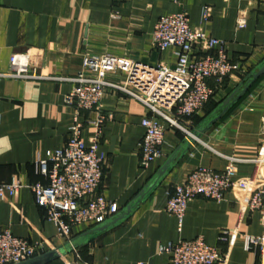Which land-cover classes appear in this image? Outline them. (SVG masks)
Returning <instances> with one entry per match:
<instances>
[{"label":"crops","instance_id":"obj_1","mask_svg":"<svg viewBox=\"0 0 264 264\" xmlns=\"http://www.w3.org/2000/svg\"><path fill=\"white\" fill-rule=\"evenodd\" d=\"M203 8L210 10L206 21L201 19ZM179 12L187 14L191 28L224 42L229 58L245 75L234 72L220 87L210 81L213 95L199 113L178 119L180 128L164 123L162 156L147 169L139 165L138 145L144 136L141 121L150 112L125 93L107 89L101 108L107 121L98 144L106 168L98 192L117 204L113 218L175 153L176 158L125 221L76 242L74 250L50 264H169L158 254L161 246L199 237L227 255L224 264H257L256 255L245 250L244 238L262 234L263 218L242 208V194L228 191L221 203L196 198L188 204L181 226L165 207L175 186L184 184L195 168L223 171L229 158L244 161L264 154V74L227 111L218 110L264 66V0H0V183H47L35 162L69 140L75 109L66 106L64 98L86 58L174 68L173 50L158 52L151 40L157 20ZM242 14L246 26L239 29L236 22ZM14 55H29L30 72L36 77L4 76ZM112 71L108 81L124 84L125 74ZM96 117L95 111H81L78 121L84 124ZM94 135V128L85 124V146ZM186 144L189 148L179 151ZM235 166V179L264 183V166L241 161ZM95 227L75 226L69 240L61 239L28 189L0 202V232L9 230L31 245L45 244L43 253ZM233 232L232 244L222 240Z\"/></svg>","mask_w":264,"mask_h":264},{"label":"built area","instance_id":"obj_2","mask_svg":"<svg viewBox=\"0 0 264 264\" xmlns=\"http://www.w3.org/2000/svg\"><path fill=\"white\" fill-rule=\"evenodd\" d=\"M209 15L210 10L203 8L201 19L206 21ZM236 25L239 29L245 28L243 14L237 18ZM151 46L158 52L173 50L174 68L123 59L109 61L100 56L83 61L82 71L71 79L74 86L64 98V104L75 109L69 140L62 149L48 151L44 159L35 162L36 172L47 183L24 185L17 180L0 183V202L28 189L44 218L55 224L57 237L65 240L70 239L75 226H97L112 219L118 213L117 204L107 201L98 192L106 168V159L98 153L102 129L107 121L101 112L106 90L123 92L149 110L150 115L141 121L144 136L138 145L139 165L147 169L162 156L164 123L180 128L178 119L199 113L213 95L208 86L210 81L220 87L234 72L245 75L241 66L229 58L225 43L191 28L185 12L161 16L155 24ZM29 60V55L12 56L10 71L4 76L36 77L30 72ZM114 69L125 74L124 84L108 81L107 75ZM81 111H95L97 117L81 124L78 121ZM85 124L95 130L90 146H85L81 139ZM240 161L261 167L264 166V154L244 161L229 158V165L223 171L195 168L184 184L175 186L165 212L175 217L181 226L188 204L196 198L221 203L228 191L242 194L245 198L242 208L258 212L263 218L262 234L245 237L244 248L256 255L257 264H264V183L252 178L235 179V164ZM228 235L225 233L222 240L232 244L235 233ZM44 245H31L4 230L0 232V264H18L34 258L44 252ZM158 254L167 258L169 264H224L227 260V255L207 245L201 237L166 244L159 248Z\"/></svg>","mask_w":264,"mask_h":264},{"label":"water","instance_id":"obj_3","mask_svg":"<svg viewBox=\"0 0 264 264\" xmlns=\"http://www.w3.org/2000/svg\"><path fill=\"white\" fill-rule=\"evenodd\" d=\"M262 74H264V66L259 69V71L252 75L248 82L244 85V87L239 91L237 90L233 96L228 98L227 101H225L218 110H221L222 112L227 111L230 107H232L249 89L250 85ZM189 144H186L184 148H180L179 151H186L187 148H189ZM176 158V153L171 156V158L158 170V172L153 176V178L148 182V184L140 191V193L132 200L130 205L125 208L124 212L113 218L110 219L100 225H97L95 228L91 229L90 231L86 232L82 236H80L78 239L71 241L70 243H66L64 246L53 249L52 251L40 254L34 258H31L29 260H26L24 262L18 263V264H50L51 262L65 256L67 252H71L74 250L76 246V242L85 239L89 237L92 234L96 233H102L104 231L110 230L111 228L117 226L118 224L125 221L134 211L137 205H139L144 198L150 193L151 190H153L159 182L163 179L167 171L172 167L173 161Z\"/></svg>","mask_w":264,"mask_h":264}]
</instances>
